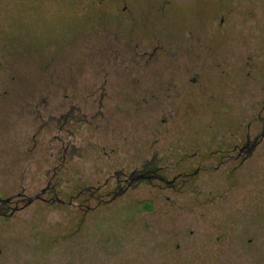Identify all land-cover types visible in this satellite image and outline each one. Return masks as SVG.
<instances>
[{
  "label": "flooded vegetation",
  "instance_id": "1",
  "mask_svg": "<svg viewBox=\"0 0 264 264\" xmlns=\"http://www.w3.org/2000/svg\"><path fill=\"white\" fill-rule=\"evenodd\" d=\"M91 1L97 7L105 2ZM209 1L196 0L197 14L189 10L188 16L164 27L153 21L165 18L161 10L153 15L140 11L137 17L125 7L93 10L92 40L54 47L57 53L48 52V61L40 65L43 74H33L31 81H24L20 68L13 70L9 82L15 89L0 90L10 138L5 140V132L3 139L0 131V176L20 172V179L14 191L0 195L11 196L0 217L9 219L38 204L73 208L81 212V220L91 210L122 203L153 210L164 193L194 188L200 172L221 171L236 183L247 175L253 182L262 178L261 71L252 75L251 85L262 98L249 106L245 123L222 125L219 137L209 138L203 147H195L193 138L185 142L172 137L178 125L202 106L196 101L207 104L217 96L242 91V68L235 74L225 68L226 55L243 44L241 25H232L226 15L239 10L242 1L235 0L233 6L225 0L218 26L209 24ZM249 1L252 8L264 11V0ZM115 17L122 18L121 31L110 24ZM262 21L256 22L253 32L264 33ZM11 49L21 56L19 48ZM250 65H255L253 57ZM211 161L215 164H206ZM250 184L244 187L253 194L256 189ZM164 199L168 206H176L171 197Z\"/></svg>",
  "mask_w": 264,
  "mask_h": 264
},
{
  "label": "rangeland",
  "instance_id": "2",
  "mask_svg": "<svg viewBox=\"0 0 264 264\" xmlns=\"http://www.w3.org/2000/svg\"><path fill=\"white\" fill-rule=\"evenodd\" d=\"M222 1H209L210 25H219L224 15L221 5L226 2ZM241 1L243 6L235 8L238 12L231 11L226 17H231L232 25H241L243 44L240 50L233 49L232 55H226L225 68L230 74L242 68V91L217 96L210 99L211 103L207 99V104L203 99L196 101L202 106L178 125L176 135L171 134L185 142L193 138L195 147L219 137L222 125L245 123L249 106L259 104L262 98L255 94L251 79L256 70L264 74V33L253 32L252 27L262 20L264 27V11L252 8V1ZM195 2L105 0L97 7L91 0H0V90L15 89L9 79L17 68L22 70L24 81L33 80V74L41 76L40 65L48 61V52L57 53L54 47L92 40L93 10L121 11L125 7L134 17L140 11L153 15L161 10L165 18L153 21L164 27L188 16L189 10L195 9L197 14ZM228 4L235 6V0ZM244 8L249 12H243ZM121 19L115 17L110 22L116 32L121 31ZM235 36L233 33V42ZM12 47L20 49V57ZM250 57L255 59L253 67ZM5 108V102L0 104V131L3 139L8 133L5 140L9 141ZM19 179L20 172L18 176L11 171L0 176V195L14 191ZM263 179L264 175L253 182L247 175L242 183H236V178L226 177L221 171L200 172L194 188L181 194L164 193L156 209L122 203L91 210L83 220L81 212L73 208L34 205L9 219L0 217V264H264ZM244 183L256 189L253 194ZM165 196L171 197L176 206H168Z\"/></svg>",
  "mask_w": 264,
  "mask_h": 264
},
{
  "label": "water",
  "instance_id": "3",
  "mask_svg": "<svg viewBox=\"0 0 264 264\" xmlns=\"http://www.w3.org/2000/svg\"><path fill=\"white\" fill-rule=\"evenodd\" d=\"M37 197V195H34V196H32L30 199H29V202L30 201H32L34 198H36ZM11 199V196L10 197H6V198H1L0 197V216H2V215H5V208L3 207L4 206V204L6 203V202H8L9 200ZM15 209H13V211H14ZM12 211V212H13ZM12 212L10 213V214H8V216H11V214H12Z\"/></svg>",
  "mask_w": 264,
  "mask_h": 264
}]
</instances>
